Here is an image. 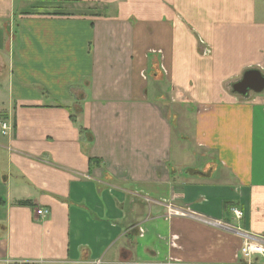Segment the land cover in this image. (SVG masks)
I'll use <instances>...</instances> for the list:
<instances>
[{
    "label": "crops",
    "instance_id": "obj_1",
    "mask_svg": "<svg viewBox=\"0 0 264 264\" xmlns=\"http://www.w3.org/2000/svg\"><path fill=\"white\" fill-rule=\"evenodd\" d=\"M104 2L116 14L0 0V264H244L235 230L264 237V91L232 85L264 74V0ZM164 199L224 228L166 219Z\"/></svg>",
    "mask_w": 264,
    "mask_h": 264
},
{
    "label": "rangeland",
    "instance_id": "obj_2",
    "mask_svg": "<svg viewBox=\"0 0 264 264\" xmlns=\"http://www.w3.org/2000/svg\"><path fill=\"white\" fill-rule=\"evenodd\" d=\"M72 1H81L84 3H90L92 5V7L91 8L89 7L86 9V6H84V5L83 6H80V5L76 6V2L70 3ZM67 3H69V4H67ZM104 4H108L109 6H107V7L103 6ZM116 8H117L116 3H114L110 6V3H105L104 0H14V10H15L16 16L22 15V14L30 12V11L38 13V14H54L56 12H64L68 9L71 12L74 11V13H78L80 15H82L83 13H87V11H89V10H92L94 13H98V15H101V13L105 14L106 11H104V10L108 9L107 13L110 15H113V14H116ZM15 24H16L15 21H11L10 25L6 24L4 21H1L0 28H1V30L6 31V39L7 40L9 39V36L7 34H9L11 37V34L9 33V31L7 32V30L12 31L13 27L16 26ZM13 45H16V44H13ZM178 130H179V127H178ZM178 130H176V132H177V135L179 136L180 131H178ZM5 138H7V136H3L0 133V143L2 140L5 141ZM162 202L166 203V204H173L172 202H169L165 199L162 200ZM185 205H187V204H184L180 207H183ZM240 210L243 212V218L241 220H238L237 215L231 211L232 215L234 216V219L238 222H241L242 220L245 219L244 210H242V209H240ZM167 213H168V210L166 207V216H165L166 219H167ZM173 218H179V216H175ZM238 231H240V229ZM255 258H260V256L255 255ZM257 260L259 262H262L260 259H257Z\"/></svg>",
    "mask_w": 264,
    "mask_h": 264
},
{
    "label": "built area",
    "instance_id": "obj_3",
    "mask_svg": "<svg viewBox=\"0 0 264 264\" xmlns=\"http://www.w3.org/2000/svg\"><path fill=\"white\" fill-rule=\"evenodd\" d=\"M205 42L200 40V45H204ZM202 54L204 56H209L210 48L206 47L203 49ZM0 133L3 136H8L12 133V126L10 123L4 120H0ZM166 204V203H165ZM168 213L167 219H171L175 216H179L181 218H189L195 220L199 223H202L207 226L222 228L223 224L215 222L209 218L199 215V213L192 208L190 204H187L183 207H177L173 204H166ZM233 213L237 215L238 220L243 218V212L239 208H233L231 210ZM49 212L47 210H38L37 215L41 217L48 216ZM236 232H240L235 230ZM242 235L245 237V245L241 248L239 256L245 260L244 264H264V237H252L247 233H243ZM255 255L260 256V258H255ZM257 259H260L262 262H259ZM239 264H242L241 262Z\"/></svg>",
    "mask_w": 264,
    "mask_h": 264
},
{
    "label": "water",
    "instance_id": "obj_4",
    "mask_svg": "<svg viewBox=\"0 0 264 264\" xmlns=\"http://www.w3.org/2000/svg\"><path fill=\"white\" fill-rule=\"evenodd\" d=\"M232 90L243 97H248L251 93L261 94L264 91V74L258 69L248 70L240 81L232 85Z\"/></svg>",
    "mask_w": 264,
    "mask_h": 264
},
{
    "label": "trees",
    "instance_id": "obj_5",
    "mask_svg": "<svg viewBox=\"0 0 264 264\" xmlns=\"http://www.w3.org/2000/svg\"><path fill=\"white\" fill-rule=\"evenodd\" d=\"M70 3H75V2H70ZM32 14H36L35 12H27V13H24L22 15H32ZM44 15H56V16H65V15H69V16H72L71 14H66L64 12H56L54 14H44ZM95 15H98V14H95Z\"/></svg>",
    "mask_w": 264,
    "mask_h": 264
}]
</instances>
